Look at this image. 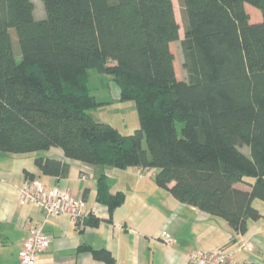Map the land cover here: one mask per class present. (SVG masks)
Instances as JSON below:
<instances>
[{"label":"trees","instance_id":"obj_1","mask_svg":"<svg viewBox=\"0 0 264 264\" xmlns=\"http://www.w3.org/2000/svg\"><path fill=\"white\" fill-rule=\"evenodd\" d=\"M178 1L187 79L176 76L170 48L180 28L173 0H41V19L33 0H0V151L58 147L64 159L34 163L59 177L68 160L148 169L178 201L242 234L262 216L253 200L264 201V0ZM246 3L260 21H250ZM88 69L111 75L119 99L134 101L132 132L90 115L103 102L91 93ZM96 199L110 214L124 202L107 171L96 180ZM98 223L91 212L83 220ZM78 249L114 264L106 249Z\"/></svg>","mask_w":264,"mask_h":264},{"label":"crops","instance_id":"obj_2","mask_svg":"<svg viewBox=\"0 0 264 264\" xmlns=\"http://www.w3.org/2000/svg\"><path fill=\"white\" fill-rule=\"evenodd\" d=\"M245 7L250 21L262 19L259 9L247 3ZM36 156L64 159L58 147L29 153L0 151V264H21L19 252L27 237V224L43 219L35 203L19 201L20 190L29 180L25 170L48 188L58 185L76 198L84 197L87 209L99 218L97 225L82 226L66 214L45 218L43 230L50 235V243L37 256V264H107L90 251H80L81 245L106 249L114 256V264H190L187 252L217 247L235 260L264 264V213L257 220H248L247 230L236 234L223 218L178 201L151 174L141 176L137 166L115 169L68 160L67 175L59 177L42 173L34 163ZM104 171L110 187L125 194L112 214L96 199V180ZM236 187L247 188L240 183ZM162 232L173 234L174 244L164 245Z\"/></svg>","mask_w":264,"mask_h":264},{"label":"built area","instance_id":"obj_3","mask_svg":"<svg viewBox=\"0 0 264 264\" xmlns=\"http://www.w3.org/2000/svg\"><path fill=\"white\" fill-rule=\"evenodd\" d=\"M146 172L148 169H140L141 176ZM18 198L21 203H35L43 215L42 220L29 221L27 224V237L22 242L19 252L21 264H37V256L48 247L50 235L43 230L45 218L66 214L74 223L82 226L83 220L90 214L85 201L76 198L69 189L58 185L48 188L36 177L21 188ZM161 239L166 246H171L175 242L174 235L168 232H162ZM245 245L250 248L249 243ZM186 256L190 264H244L233 259L232 254L221 247L209 250L194 249L187 252Z\"/></svg>","mask_w":264,"mask_h":264},{"label":"rangeland","instance_id":"obj_4","mask_svg":"<svg viewBox=\"0 0 264 264\" xmlns=\"http://www.w3.org/2000/svg\"><path fill=\"white\" fill-rule=\"evenodd\" d=\"M34 2V17L41 19L45 16V11L41 0H33ZM174 12L176 20L179 23V39L173 41L170 45L171 51L174 54V68L176 76L179 79H187V71L183 67V54L181 49V40L184 38V21L182 18L181 6L178 0H173ZM250 11V7H247ZM251 17H255L251 11ZM12 38V46L14 51H17V38L13 29L10 30ZM16 58H19L16 55ZM88 85L91 93L96 97L97 101L103 102L96 108L92 109L89 113L97 121L110 123L119 128L124 133H130L138 127V114L136 105L133 100L121 101L119 99L120 90L118 85L112 80V76L99 73L94 69H88ZM181 123H177L178 131L180 130ZM145 146V143H144ZM244 147V146H243ZM245 148V147H244ZM243 149V148H242ZM244 151V150H243ZM253 205L261 212L264 213V201L261 199H254ZM260 206H256V204Z\"/></svg>","mask_w":264,"mask_h":264}]
</instances>
